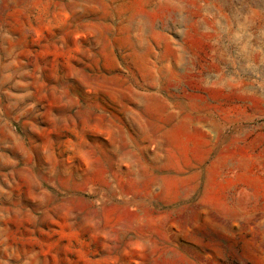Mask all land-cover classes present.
<instances>
[{
    "label": "rangeland",
    "instance_id": "1",
    "mask_svg": "<svg viewBox=\"0 0 264 264\" xmlns=\"http://www.w3.org/2000/svg\"><path fill=\"white\" fill-rule=\"evenodd\" d=\"M0 264H264V0H0Z\"/></svg>",
    "mask_w": 264,
    "mask_h": 264
}]
</instances>
